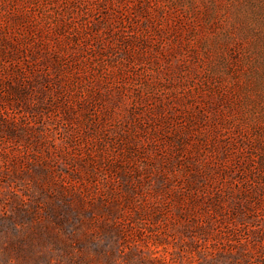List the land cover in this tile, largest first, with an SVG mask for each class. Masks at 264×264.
Segmentation results:
<instances>
[{
    "label": "rangeland",
    "instance_id": "374dc122",
    "mask_svg": "<svg viewBox=\"0 0 264 264\" xmlns=\"http://www.w3.org/2000/svg\"><path fill=\"white\" fill-rule=\"evenodd\" d=\"M0 264H264V0H0Z\"/></svg>",
    "mask_w": 264,
    "mask_h": 264
}]
</instances>
